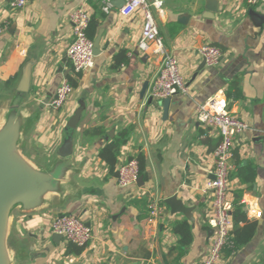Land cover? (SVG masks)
<instances>
[{"label": "crops", "instance_id": "crops-1", "mask_svg": "<svg viewBox=\"0 0 264 264\" xmlns=\"http://www.w3.org/2000/svg\"><path fill=\"white\" fill-rule=\"evenodd\" d=\"M147 2L187 86V93L172 97L167 108L150 96L162 57L138 49L141 11L122 16L120 0L108 13L103 0H28L24 9L11 11L8 1L0 0V99L24 102L32 114L24 154L46 167L71 137L77 169L73 195L41 212L15 214L9 246L20 264H200L214 235L210 194L204 191L220 135L196 121V108L221 90L232 114L249 126L232 151L231 214L233 220L237 213L244 215L255 229L239 242L236 230L248 224L234 225L238 251L227 252L219 264H264V1L257 6L246 0ZM77 8L90 15L88 34L98 44L94 68L80 75L66 55L73 39L69 15ZM205 44L222 50L219 67L201 60L198 50ZM26 69L30 81L21 93ZM65 79L74 93L54 111L49 103ZM77 113L76 127L69 129ZM124 132L127 143L111 167L100 153ZM140 155L139 181L120 187L118 166ZM151 198L165 207L152 223ZM61 214H74L92 229L86 246L70 245L52 233L51 224ZM176 223L191 228L186 247H179Z\"/></svg>", "mask_w": 264, "mask_h": 264}, {"label": "built area", "instance_id": "built-area-1", "mask_svg": "<svg viewBox=\"0 0 264 264\" xmlns=\"http://www.w3.org/2000/svg\"><path fill=\"white\" fill-rule=\"evenodd\" d=\"M11 11L24 9L28 0H7ZM115 0H103V11L108 13L113 8ZM124 5L120 13L130 17L136 12L143 14V29L138 49L142 53L162 57L160 69L150 86V96L159 102L178 94L187 93V86L181 74L177 59L166 52L158 25L156 23L153 6L147 0H122ZM250 6H257L264 0H246ZM72 25L73 39L67 48V58L75 75L86 73L94 68L95 43L88 36L90 15L82 8L74 9L69 15ZM3 29H0V34ZM203 63L210 68H217L222 62V50L215 45L205 44L198 50ZM74 93V88L65 79L58 87L55 96L49 103L54 111H60ZM196 121L200 124L215 128L220 135V141L213 153L214 166L210 172L212 176L204 192L209 193V209L212 214L211 222L214 235L210 246L200 264H219L229 252L235 255L238 244L233 235L234 220L228 200L230 194V175L232 171L231 159L235 141L249 129L248 124L232 114L228 100L223 90L196 108ZM141 177L140 165L137 159H132L118 166L117 182L122 188L135 185ZM148 221L154 222L165 213V207L156 199L148 202ZM250 214L260 218L262 213L250 209ZM52 233L62 237L71 244L79 247L86 246L92 240V229L74 214H61L55 217L51 224Z\"/></svg>", "mask_w": 264, "mask_h": 264}, {"label": "water", "instance_id": "water-1", "mask_svg": "<svg viewBox=\"0 0 264 264\" xmlns=\"http://www.w3.org/2000/svg\"><path fill=\"white\" fill-rule=\"evenodd\" d=\"M124 5V1L120 0ZM98 44H95V52ZM30 81L26 69L21 93L27 92ZM148 84L145 85L144 91ZM170 99L164 101L168 107ZM77 113L68 128L75 129ZM32 122V114L25 103L16 104L0 99V264H20L9 246V237L16 213L32 214L50 208L76 192L72 175L77 171L72 159V139L67 137L59 155L48 166L41 167L23 151L25 136ZM59 238H61L59 236Z\"/></svg>", "mask_w": 264, "mask_h": 264}, {"label": "trees", "instance_id": "trees-1", "mask_svg": "<svg viewBox=\"0 0 264 264\" xmlns=\"http://www.w3.org/2000/svg\"><path fill=\"white\" fill-rule=\"evenodd\" d=\"M89 36V34H88ZM89 38H91L89 36ZM117 60V58H116ZM71 83V82H70ZM73 86V85H72ZM127 143V133H122L121 136L114 140L112 143H110L106 148H104L100 156L101 158L108 163L111 167H115L118 162V155L120 153V149L122 146H124ZM137 160L140 165V172L143 173L144 171V157L142 155L137 157ZM241 222H246L248 225L247 227L242 230L238 229L236 230V236L239 242H245L248 240L254 233V226L252 224H249L246 220V217L244 215H240L237 213L236 218L234 220V225L237 227ZM175 233L179 236V247H186L188 246L192 241L191 236V228L186 223H176L174 227ZM70 245H74L71 244ZM76 246V245H74Z\"/></svg>", "mask_w": 264, "mask_h": 264}]
</instances>
